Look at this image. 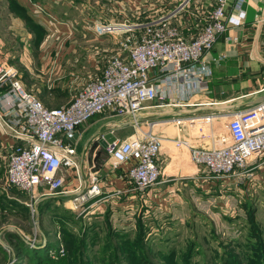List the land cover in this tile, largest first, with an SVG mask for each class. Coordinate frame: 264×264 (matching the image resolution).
Listing matches in <instances>:
<instances>
[{
    "label": "crops",
    "instance_id": "0c3cea01",
    "mask_svg": "<svg viewBox=\"0 0 264 264\" xmlns=\"http://www.w3.org/2000/svg\"><path fill=\"white\" fill-rule=\"evenodd\" d=\"M37 1L47 4L53 15L63 22L57 26L48 23L52 29L43 36H38L36 31L34 34L27 32L26 36L27 39H44L39 49V57L49 73L57 74V77L66 75L77 77L76 85L70 83L72 79L69 83L62 84L66 86H61L66 88L65 90H71L75 86L79 88L85 81L99 76L108 57L118 48L115 40L118 39V35L99 33L95 29L96 25L134 24L135 31L139 32L144 22L163 15L178 2V0ZM208 2L209 0H193L188 9L172 19L185 37L193 36L202 27L205 13L210 6ZM243 8L246 12L244 22L240 25H230L203 55L202 62L211 69L207 87L187 92V89L183 91L180 88L179 80L171 89L166 87L167 95L163 102H159L161 104L150 103L132 115H102L108 117L107 128L99 129L98 125L91 142L88 139L80 151L76 148L78 166L64 167L59 171L64 178L61 189L68 190L80 186L81 190L88 185L90 176L95 173L100 192L91 196L92 203L96 202L97 208L100 209L108 200L112 205L119 206L121 213H137L139 228L142 225L144 229L145 217H148L154 218L153 221L162 228L175 230L181 222L188 219L191 213L190 205L194 203L200 204L207 213L214 207L217 213L227 218L236 217L237 214L244 215L243 210L246 208L248 210V207L254 204V187L264 188V153L250 161L245 167L247 174L241 176V179L232 176L216 179L210 178L202 166L190 160L186 147H174L166 138L158 155L161 168L159 181L145 189H138L126 175L125 168L128 164L116 163L104 152L102 144L94 143L108 132L121 139L129 135L136 136L147 130L156 131L164 137L186 136L189 132L193 135L196 133L194 124L192 126L187 124L185 127L176 124L170 118L187 112L200 113L205 110L203 113L212 112L226 120L224 113L244 109L263 100L264 0H245ZM231 9L232 7H229V11ZM231 11L234 12L233 9ZM35 51L37 55L38 49ZM1 59L7 60L0 55ZM62 61H65V66L62 65ZM20 79L26 89L35 93L26 87L28 83L23 80L21 74ZM168 100L172 103L165 104ZM84 130V125L76 128L78 136L73 142L75 146ZM195 135L192 138H196ZM13 141L14 138L0 130L2 147L10 148ZM94 145L97 147L93 148ZM2 189L6 190L1 183L0 190ZM69 193L57 192L52 195L59 197L61 194ZM4 194L12 198L7 190Z\"/></svg>",
    "mask_w": 264,
    "mask_h": 264
},
{
    "label": "built area",
    "instance_id": "2783aa9c",
    "mask_svg": "<svg viewBox=\"0 0 264 264\" xmlns=\"http://www.w3.org/2000/svg\"><path fill=\"white\" fill-rule=\"evenodd\" d=\"M192 1L178 0L168 12L144 22L139 32L135 31L134 24L96 25L99 33L118 35L115 39L118 48L108 57L100 75L82 84L62 106L44 104L24 87L17 69L1 59L0 130L14 138L6 166L7 183L29 192L32 205L42 196L77 192L80 186L61 189L64 178L59 171L78 166L76 146L70 137L81 123L102 112L135 114L146 106L142 105L144 101L161 104L167 95L166 87L171 89L179 80L183 91L207 87L211 69L202 62L203 55L230 25L244 22L245 0H209L202 27L193 36L185 37L172 19L188 9ZM28 2L48 23L57 26L63 22L41 2ZM224 114L226 133L217 135L208 147L193 145L178 135L164 137L147 130L131 138L116 137L107 141L103 150L116 163L128 164L126 175L138 189L159 181L158 155L166 138L174 147H186L190 160L202 166L210 178L241 179L247 174L245 167L250 161L264 153V99ZM215 116L208 112L179 114L170 119L179 125L192 126L210 124ZM83 189L85 194L79 196L81 200L100 192L95 173Z\"/></svg>",
    "mask_w": 264,
    "mask_h": 264
},
{
    "label": "rangeland",
    "instance_id": "374dc122",
    "mask_svg": "<svg viewBox=\"0 0 264 264\" xmlns=\"http://www.w3.org/2000/svg\"><path fill=\"white\" fill-rule=\"evenodd\" d=\"M31 7L28 0H0V55L17 69L28 83L26 87L44 104L62 106L78 89L65 90L62 84L72 79L70 83L76 85L77 77H57L43 67L39 49L44 39H27L26 35L37 30L43 36L52 28ZM61 63L65 66V61ZM150 103L144 101L142 105ZM102 115L107 112L79 125L85 130L76 142L77 151L88 139L91 142L98 125L99 129L107 128L108 117ZM222 120L215 116L210 124H199V132L178 137L208 147L217 135L226 133V120ZM194 134L197 139L192 138ZM10 149L0 144V185L4 184L12 195L10 198L4 194L6 190H0V264H264V188L254 187V204L242 212L246 217L237 214L227 218L214 207L207 213L194 203L188 219L175 230L162 228L154 218L145 217L141 238L137 213H121V208L108 200L99 209L91 197L79 198L85 189L59 197L44 196L32 205L29 192L6 181ZM76 197L81 201L74 206Z\"/></svg>",
    "mask_w": 264,
    "mask_h": 264
},
{
    "label": "water",
    "instance_id": "95a60500",
    "mask_svg": "<svg viewBox=\"0 0 264 264\" xmlns=\"http://www.w3.org/2000/svg\"><path fill=\"white\" fill-rule=\"evenodd\" d=\"M77 136H78V132L75 131L73 133V135L70 137V142L73 143ZM115 138H116V136L114 134L108 132V133L104 134L103 138L98 139L96 142H99L100 144H102L104 146L107 141H111Z\"/></svg>",
    "mask_w": 264,
    "mask_h": 264
},
{
    "label": "trees",
    "instance_id": "16d2710c",
    "mask_svg": "<svg viewBox=\"0 0 264 264\" xmlns=\"http://www.w3.org/2000/svg\"><path fill=\"white\" fill-rule=\"evenodd\" d=\"M36 26H38L39 28H41V26L38 25V24H36ZM35 31H36L37 35L40 36V33H39L37 30H35ZM249 212H252V210H250ZM252 217H253V215L250 216V218H252ZM254 219H255V218H254ZM139 231H140V237H141V236H142V232H143V227H142V225H141V227L139 228ZM255 237H258V232L255 233L254 238H255ZM141 238H142V237H141Z\"/></svg>",
    "mask_w": 264,
    "mask_h": 264
},
{
    "label": "bare ground",
    "instance_id": "6f19581e",
    "mask_svg": "<svg viewBox=\"0 0 264 264\" xmlns=\"http://www.w3.org/2000/svg\"><path fill=\"white\" fill-rule=\"evenodd\" d=\"M196 128H197V129H196ZM194 129H195V132H196V131L199 132V125H196V124L194 123Z\"/></svg>",
    "mask_w": 264,
    "mask_h": 264
}]
</instances>
